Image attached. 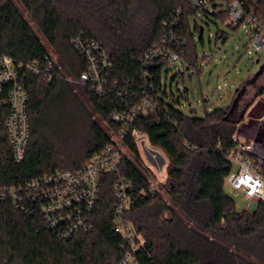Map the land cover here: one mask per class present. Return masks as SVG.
Wrapping results in <instances>:
<instances>
[{"label":"trees","instance_id":"16d2710c","mask_svg":"<svg viewBox=\"0 0 264 264\" xmlns=\"http://www.w3.org/2000/svg\"><path fill=\"white\" fill-rule=\"evenodd\" d=\"M224 2L211 0L223 22L228 16ZM250 6L264 20V0H250ZM178 9L182 59L195 71L200 66L195 33L201 39L203 33L202 25L191 23L200 11L187 0H0V55L19 63L52 58L33 23L58 56L50 82L19 72L30 96V137L22 161H16L9 143L8 107L0 108V186L23 187L44 174L80 168L110 142L94 113L118 129L121 124L111 121V114L127 110L143 89L153 85L169 97L162 77L167 63L147 64L143 57L161 38L162 23ZM78 35L104 46L113 63L111 79L132 89L127 98L114 91L100 96L79 81L86 63L72 43ZM61 68L75 81H68ZM237 97L201 116L185 114L166 100V115L137 118L133 129L143 131L167 158L161 184L165 192L143 194L149 184L131 132L127 145L133 159L125 156L118 172L102 176L100 199L88 215L89 230L62 238L36 204L28 201L17 208L10 199L0 200V264H118L124 245L113 224L119 176L133 183L127 218L140 243L138 264H264V202L255 211L239 210L225 191V177L233 169L226 153L234 146L232 135L241 130Z\"/></svg>","mask_w":264,"mask_h":264},{"label":"built area","instance_id":"2783aa9c","mask_svg":"<svg viewBox=\"0 0 264 264\" xmlns=\"http://www.w3.org/2000/svg\"><path fill=\"white\" fill-rule=\"evenodd\" d=\"M228 12L225 24L228 27L243 28L250 34L249 50L260 51L264 48V20L250 6V0H223ZM188 5L199 11L212 4L211 0H187ZM213 6V5H212ZM215 8V7H214ZM216 10V9H215ZM182 12L176 11L173 17L162 23L161 38L145 53L147 64L185 62L182 59V47L185 41L179 33ZM76 51L85 60L86 67L79 81L91 86L102 96L114 91L120 98L128 97L130 87L122 88L118 81L111 79L113 63L104 46L95 40L78 35L73 39ZM54 60L45 62H16L9 55H0V108L8 107L6 127L9 143L16 161H22L26 154V145L30 137V122L27 105L30 100L28 91L19 82V72L25 71L43 76L48 82L54 78ZM154 86L143 89L134 104H128L127 110L114 111L110 120L121 124L118 129H111L110 142L74 171H57L44 174L29 181L23 187L0 186V200L10 199L17 208H24L30 201L44 216L48 225L62 238H69L80 230H89L88 215L100 199L101 179L104 174L118 172L126 156L133 159L127 139L131 132L139 147H147L148 137L141 130H134L137 118L151 115H166V98L156 92ZM156 92V93H155ZM126 97V98H127ZM134 130V131H133ZM234 146L226 153L233 169L225 177V187L231 193L242 194L248 201V210L255 211L264 202V169L262 163L253 155L255 141L243 138L236 132L232 135ZM161 157L153 151L151 159ZM164 160V159H163ZM236 165V169H234ZM164 162L159 167L162 169ZM148 179V190L143 194L156 195L159 191L155 182L156 173L148 163L142 167ZM161 174V172H160ZM133 183L126 177L119 176L114 183V231L123 240V255L118 264H138L136 253L140 243L127 213L133 205L131 190Z\"/></svg>","mask_w":264,"mask_h":264},{"label":"rangeland","instance_id":"374dc122","mask_svg":"<svg viewBox=\"0 0 264 264\" xmlns=\"http://www.w3.org/2000/svg\"><path fill=\"white\" fill-rule=\"evenodd\" d=\"M212 5L209 4L205 10L198 12L196 17H191L192 24L196 21L204 28L202 39L199 38L198 33H195L199 69L195 71L189 69L185 63L182 64L180 61L166 64L162 68L163 83L166 84L169 92L166 100L188 115L195 113L201 116L206 109L211 112L216 108L226 107L237 96L241 99L240 107L236 106V114H239L243 107L264 89V71L252 85L249 84L264 63V48L260 51L251 49L248 52L250 34L241 27L233 31L215 14L216 10ZM18 6L30 19L25 9L20 4ZM32 25L43 39L50 56L58 62L54 49L43 38L38 27L33 23ZM257 59L260 61L257 62ZM61 71L68 81H75L71 75L64 72L63 68ZM194 110L196 112H193ZM93 118L98 120L108 133H111L107 121L105 122L100 115L94 113ZM256 137V142L261 145L264 154V125H259ZM139 149L143 157L142 165L146 166L147 163L151 165L156 173L154 180L158 183L159 191L164 193L161 184L166 181L167 158L165 154L160 149L152 147L149 142L146 148L139 147ZM153 151L158 152L161 157L151 159ZM163 162L164 166L160 169ZM260 163H264V157L260 159ZM236 168L234 165V169ZM225 191L235 200L239 210L248 208V201L243 199L242 194L231 193L227 187Z\"/></svg>","mask_w":264,"mask_h":264},{"label":"crops","instance_id":"0c3cea01","mask_svg":"<svg viewBox=\"0 0 264 264\" xmlns=\"http://www.w3.org/2000/svg\"><path fill=\"white\" fill-rule=\"evenodd\" d=\"M239 107L238 104V108ZM236 110L237 107L235 111ZM238 115H241L237 124L241 127V130H238L236 133L243 138L253 139L255 141L253 155L258 161H260V159L264 157V154L263 148H261V145H258L256 142V134L259 125H264V92L259 95L256 94L254 98L243 107Z\"/></svg>","mask_w":264,"mask_h":264},{"label":"water","instance_id":"95a60500","mask_svg":"<svg viewBox=\"0 0 264 264\" xmlns=\"http://www.w3.org/2000/svg\"><path fill=\"white\" fill-rule=\"evenodd\" d=\"M203 31H204V28H203V26H201V28H200V33L202 34ZM256 61L259 62L260 60L257 59ZM263 71H264V63L260 66L259 70H258L257 73L255 74L253 81H250L249 84H253V83L257 80V78L263 73ZM245 91H246V90H245ZM245 91H244V92H245Z\"/></svg>","mask_w":264,"mask_h":264}]
</instances>
